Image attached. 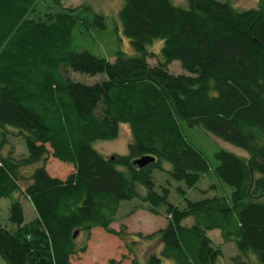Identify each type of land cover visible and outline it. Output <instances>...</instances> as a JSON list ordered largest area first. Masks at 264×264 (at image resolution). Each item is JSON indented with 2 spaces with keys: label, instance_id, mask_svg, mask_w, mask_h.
<instances>
[{
  "label": "trees",
  "instance_id": "trees-1",
  "mask_svg": "<svg viewBox=\"0 0 264 264\" xmlns=\"http://www.w3.org/2000/svg\"><path fill=\"white\" fill-rule=\"evenodd\" d=\"M185 2L183 8L170 0H122L117 19L134 54L116 52L110 63L70 49L78 26L105 27L85 5L39 14V0H0V131L11 129L0 141L4 264H72L85 246L77 248L74 233L86 241L100 228L121 237L123 228L110 225L119 204L133 199L152 215L163 208L166 217L145 238L156 237L158 245L142 264H217L221 250L207 236L214 230L222 243L234 244L232 264H264V0L243 10L226 1ZM155 40L162 42L161 60L149 65L154 55L146 47ZM172 61L188 75L169 73ZM73 72L104 79L84 85L69 78ZM121 123L130 132L127 155L110 160L92 143L114 139ZM192 130L246 157L218 150L211 167L190 142ZM10 133L22 136L25 156L13 157L10 147L1 154ZM143 156L154 161L138 168L133 161ZM47 158L71 172L49 176ZM154 171L166 177L160 193ZM211 173L229 194L184 199L182 209L168 202L170 182L192 189ZM20 197L33 209L28 222ZM188 217L192 223L183 224Z\"/></svg>",
  "mask_w": 264,
  "mask_h": 264
},
{
  "label": "rangeland",
  "instance_id": "rangeland-1",
  "mask_svg": "<svg viewBox=\"0 0 264 264\" xmlns=\"http://www.w3.org/2000/svg\"><path fill=\"white\" fill-rule=\"evenodd\" d=\"M58 7L52 6L51 3L46 2L42 5V0H39L38 11L40 12L56 10L58 8H73L85 5L89 8L91 13L102 15L104 17V29H98L94 26L88 28L78 26L71 37L70 49L74 52L86 51L91 55L106 59L108 62H113L116 52H120L126 56L133 55V51L128 40L123 36L120 24L117 19V12L121 7L122 0H58ZM172 4L179 7H186L185 0H170ZM219 2H229V4L236 10H243L248 8L257 7L259 0H216ZM81 15L86 18L89 14L83 11ZM91 18V15H89ZM91 21V19H90ZM162 42L160 40L153 41L146 47L147 52L154 56L147 59L149 65H154L156 59L161 60L160 48ZM171 74L188 75L181 69L177 61H172L167 66ZM69 78L72 81L79 82L84 85H91L104 79L103 75L96 74L93 76L83 75L79 73H69ZM11 130V129H5ZM5 130L0 131V141L3 138ZM196 130V129H194ZM195 132V131H194ZM193 130L189 132L190 142L206 159L207 163L213 167L216 162L213 153L218 150H225L237 156H245V153L234 146L224 143L213 136L205 135L198 136ZM5 147L1 148V154L5 155L8 147L13 150V157L20 158L26 155V149L22 136H13V134L5 135ZM130 142V132L127 124H119L118 134L112 140L95 141L92 147L103 157L109 158L114 155L125 156L127 155V147ZM45 169L49 176L58 179H63L68 173L71 172V167L59 163L54 159L47 158L45 161ZM168 169L167 164L162 165ZM34 168V167H33ZM154 191L160 193V186H166L164 180L166 177L159 172H153ZM214 186V190L210 187ZM168 202L179 209L184 208V199L189 201H197L203 197L227 195L231 189L216 179L213 174L203 176L199 179L195 188L186 189L182 183H169L167 186ZM177 188L183 191L179 193ZM139 193H144V190L138 188ZM19 203L23 209V218L28 221L32 218L33 209L25 198L20 197ZM8 201L0 199V222L5 221L6 209ZM147 206L140 201L133 199L131 201L121 202L115 213L113 222L110 228L115 232L122 230V236H113L106 234L100 228H93L89 232V238L85 241L84 236L80 233L75 234L77 248L83 244V252H77L72 255L69 260L72 264H131L136 260L137 264H142L145 254L152 249L157 248V238L153 237L151 240L145 238L158 229L163 228L166 224V217L163 208L157 209V215H152L146 210ZM192 219L190 217L183 220V224L190 225ZM207 236L211 240L214 247H219L222 256L217 260V264H232L230 258L237 255V251L232 242L222 243L219 233L214 231L207 232ZM251 262L254 258L250 257ZM249 262V261H248ZM0 264H4L0 260ZM244 264H248L247 261Z\"/></svg>",
  "mask_w": 264,
  "mask_h": 264
},
{
  "label": "water",
  "instance_id": "water-1",
  "mask_svg": "<svg viewBox=\"0 0 264 264\" xmlns=\"http://www.w3.org/2000/svg\"><path fill=\"white\" fill-rule=\"evenodd\" d=\"M113 158H114V156L109 157L110 160H112ZM153 161H154V158L153 157L143 156V157L138 158L135 161H133V164L135 166H137L138 168H142L145 165H147L149 163H152ZM74 235H75V233H74ZM74 235H73V237H74Z\"/></svg>",
  "mask_w": 264,
  "mask_h": 264
},
{
  "label": "crops",
  "instance_id": "crops-1",
  "mask_svg": "<svg viewBox=\"0 0 264 264\" xmlns=\"http://www.w3.org/2000/svg\"><path fill=\"white\" fill-rule=\"evenodd\" d=\"M22 210H23V209H22ZM33 217H34V213L32 214V218H33ZM32 218H31V219H32ZM31 219H30V220H31ZM30 220H28V221H30ZM24 221H25V220H24ZM28 221H25V222H28Z\"/></svg>",
  "mask_w": 264,
  "mask_h": 264
}]
</instances>
